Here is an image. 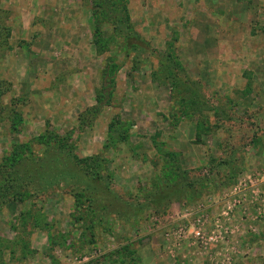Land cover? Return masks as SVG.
<instances>
[{"label": "rangeland", "instance_id": "obj_1", "mask_svg": "<svg viewBox=\"0 0 264 264\" xmlns=\"http://www.w3.org/2000/svg\"><path fill=\"white\" fill-rule=\"evenodd\" d=\"M0 264H264V0H0Z\"/></svg>", "mask_w": 264, "mask_h": 264}, {"label": "built area", "instance_id": "obj_2", "mask_svg": "<svg viewBox=\"0 0 264 264\" xmlns=\"http://www.w3.org/2000/svg\"><path fill=\"white\" fill-rule=\"evenodd\" d=\"M224 215L230 217V214L228 212ZM222 221L221 218H218L214 222L213 227H215V229L212 228L210 231H208L207 223L205 222L204 218H198L196 220V224H194L193 227L190 224L189 226L180 228L178 236L179 238H181V240H189V238L192 237L195 241L202 244L206 248L224 243L229 235V228L226 227L224 223H222Z\"/></svg>", "mask_w": 264, "mask_h": 264}, {"label": "trees", "instance_id": "obj_3", "mask_svg": "<svg viewBox=\"0 0 264 264\" xmlns=\"http://www.w3.org/2000/svg\"><path fill=\"white\" fill-rule=\"evenodd\" d=\"M101 15V14H100ZM101 18H97L96 20L98 21V23H96L97 25V28H96V42H101ZM109 67V66H108ZM110 77V76H109ZM107 79V78H105ZM107 83V82H106ZM107 96V93H104L103 91H100L98 96H97V100H98V107H101L102 104H104V99L106 98ZM61 139L57 136H50V140L49 141H60ZM79 165V163H77ZM85 164H86V167L91 169V170H88V172L86 173V176H88V187H87V191L84 192L86 193L85 195L81 194L80 192L76 193V198L78 199L77 200V203H80L82 201V198L85 197V198H88L92 193H93V189H98L101 185H103L102 187H105V188H109V184L106 185V177L103 176V174L101 172H94L93 171V174L89 175L91 173V171L94 169L95 170V165L97 164V162L93 159L92 161H89V160H86L85 161ZM166 169L168 167L167 170H164L162 168L161 170V173H159V175L157 177H159V180H163V179H171V181H174L173 178H172V172H170V168L169 166H165ZM172 184H174V182H171ZM187 187H190V184H186ZM185 186V187H186ZM83 195V196H82ZM82 197V198H81ZM81 199V200H80Z\"/></svg>", "mask_w": 264, "mask_h": 264}]
</instances>
